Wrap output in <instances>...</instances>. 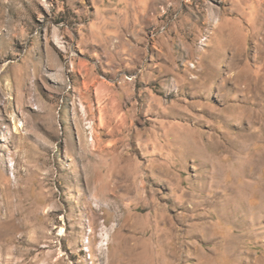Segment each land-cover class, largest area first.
<instances>
[{
	"label": "rangeland",
	"instance_id": "1",
	"mask_svg": "<svg viewBox=\"0 0 264 264\" xmlns=\"http://www.w3.org/2000/svg\"><path fill=\"white\" fill-rule=\"evenodd\" d=\"M0 173V264H264V0H0Z\"/></svg>",
	"mask_w": 264,
	"mask_h": 264
},
{
	"label": "bare ground",
	"instance_id": "2",
	"mask_svg": "<svg viewBox=\"0 0 264 264\" xmlns=\"http://www.w3.org/2000/svg\"><path fill=\"white\" fill-rule=\"evenodd\" d=\"M56 40L58 41V43H60L61 45H63L64 46V44L62 43V41H60V38H59V36H58V34H56ZM235 52V51H234ZM234 54V53H233ZM234 58V57H233ZM204 77V76H203ZM198 78V77H197ZM201 80V79H200ZM204 81V80H203ZM211 84V83H210ZM83 111H84V113H85V108H84V106H83ZM17 127H19V125L17 124ZM16 127V128H17ZM88 128H92L93 129V124L90 122L89 123V126H88ZM91 140H92V143L94 144L95 143V138H94V135H93V130H92V137H91ZM8 161V160H7ZM9 162V161H8ZM10 164V163H9ZM3 165H5V167L7 166L6 164H3ZM10 166H11V164H10ZM16 166V165H15ZM7 167H9V165L7 166ZM14 168H16V167H14ZM7 169V168H6ZM8 170V169H7ZM1 174V173H0ZM19 175V174H18ZM17 175V176H18ZM3 179L4 180H2V178H1V175H0V184L3 182V181H5L4 183L6 184V189L7 188H10V183H9V180L6 178V176H5V174H3ZM3 183V184H4ZM2 184V186H4ZM4 189V188H3ZM12 190V189H11ZM8 191V190H7ZM9 191H10V189H9ZM2 192V191H1ZM9 193V192H8ZM8 195V194H7ZM8 197H9V195H8ZM11 201V200H10ZM5 202H6V200H5ZM8 203H9V201H8ZM1 207H2V205H3V203L1 202ZM6 205V204H5ZM7 206V205H6ZM10 206H11V204H10ZM4 207V206H3ZM121 219V218H120ZM123 220V219H122ZM119 223H120V221H119ZM123 223H125V225H127V226H130V223H132L131 221H128L127 219L126 220H124L123 221ZM123 223H121V225L123 224ZM133 225V224H132ZM131 225V226H132ZM65 232H66V229L64 228V227H61V229H60V235H64L65 234ZM100 237L102 238V240H101V242H99L97 245H96V248L98 249V251H101V252H104L105 251V245L106 244H109V238H107V236H102V235H100ZM106 240H108V241H106ZM122 259V258H121ZM123 261V262H122ZM121 261V263L122 264H134L133 263V261L132 260H130V259H128V258H125L124 260H122Z\"/></svg>",
	"mask_w": 264,
	"mask_h": 264
}]
</instances>
